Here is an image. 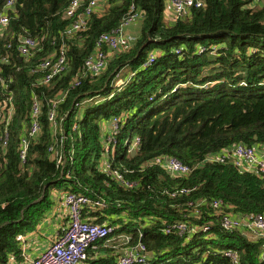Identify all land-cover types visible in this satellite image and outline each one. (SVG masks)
<instances>
[{"label":"trees","instance_id":"1","mask_svg":"<svg viewBox=\"0 0 264 264\" xmlns=\"http://www.w3.org/2000/svg\"><path fill=\"white\" fill-rule=\"evenodd\" d=\"M7 1L0 0V16L10 20V32L0 33V264L24 258L18 235L25 239L36 230L56 201L64 223L51 242L63 233L66 192L104 200L105 209L84 207L83 219L126 232L122 248L144 244L148 264H264V236L222 226L226 215L264 214V174L232 161H207L240 143L264 146V0H205L176 22L169 0H108L72 35L66 30L73 19L64 15L72 0H14L10 8ZM132 7L141 22L135 41L108 51L99 73L84 70L100 37L117 29ZM23 37L37 42L28 56L19 50ZM63 49L65 71L43 82L48 71L41 62ZM152 53L154 61L145 66ZM125 68L130 73L118 84ZM64 95L55 128L52 101ZM34 97L42 106L40 129L33 136L26 131L23 161ZM114 118L120 131L115 152L106 157ZM136 137L140 144L133 147ZM61 154L68 159L64 173ZM158 157H176L192 171L171 174L155 163ZM178 222L189 231L164 232ZM107 243L89 248L85 262L102 250L106 256L90 264H119L125 251Z\"/></svg>","mask_w":264,"mask_h":264},{"label":"built area","instance_id":"2","mask_svg":"<svg viewBox=\"0 0 264 264\" xmlns=\"http://www.w3.org/2000/svg\"><path fill=\"white\" fill-rule=\"evenodd\" d=\"M108 0H72L70 5L65 10V16L72 18V23L66 30L67 35H72L78 31L86 29L88 26L89 18L94 10H100L101 4H106ZM205 0H169V5L172 10L171 21L176 22L179 18L184 17L190 12L192 8L203 7ZM7 7H14V0L7 1ZM83 9V10H82ZM140 17L139 13H136L132 7L131 15L115 30L104 33L98 41V49L96 52L85 62L84 70L94 75L99 73L105 67L108 59V51L118 50L119 46H126L127 38H124V32L128 25L138 20ZM10 20L8 15L0 16V33L10 32ZM15 38L12 37V41ZM19 50L21 55L28 56L32 50L37 47V42L31 37H23L19 39ZM8 48L12 47V44L7 45ZM103 48H107V51ZM180 49L176 50L180 53ZM205 51V48L201 49L199 53ZM46 59L41 62L40 67L47 70L43 82L49 83L58 74L65 71L67 66L66 52L63 49L61 53L56 57ZM155 55L152 53L148 60L144 63L145 66L150 65L154 61ZM122 82V81H121ZM120 82V83H121ZM118 83V84H120ZM65 95L62 99H55L52 101L53 110L49 113V120L53 123L54 127H57L56 123V108L59 103L64 100ZM11 111L9 116L6 118L10 122L11 114L13 111V104L8 103ZM7 104L4 105V108ZM41 102L37 97H34L31 108V127H27L24 130V137L21 146V157L23 161H26V154L28 150V143L26 138V131H29L31 136L36 135L40 129V123L38 120ZM5 119V118H4ZM119 119L114 118L112 120L110 131L111 135L108 137L105 152L106 157L109 153L115 152L117 140L114 138L120 131ZM77 124L74 125L76 129ZM9 139L8 130L3 138V145H7ZM63 140V134L61 139L57 136L56 143ZM140 140L137 138L133 142V147H138ZM50 151L55 152V145L50 147ZM210 162L225 163L226 161H232L241 169L246 171H255L264 174V157H262L257 149L245 144H237L232 148L222 151L215 155H210L207 158ZM156 164L163 166L171 174H188L192 171V168L186 164H183L176 157L161 158L158 157L155 160ZM58 164L61 167L62 173L67 170L68 159L64 154H61L58 158ZM106 165V167H108ZM117 177L122 184L128 188L136 186V182H127L122 179L121 175H114ZM64 209L69 214L68 225L64 228L63 233L57 236L49 246H47L40 254L36 257H29L25 264H80L84 263L88 258L89 248H96L99 241L108 240L110 236L115 234L117 227L110 224H98L94 221L83 219L82 211L84 207L93 208L94 210H102L107 207V203L104 200H94L87 195H78L72 192L64 193ZM218 202L214 203L217 207ZM222 226L228 231L234 229H247L252 235L264 236V214L257 215H244L240 218H236L232 215H226L222 218ZM187 224L184 222H178L173 225H167L164 229L166 234L171 233L173 230L179 234L188 232ZM209 226L205 225L202 227L204 232L209 230ZM18 240L24 241L22 235H18ZM146 247L142 243H138L134 246L126 248L125 253L120 256L119 264H148L146 258ZM227 256H233L231 253H227ZM14 264V257L10 258Z\"/></svg>","mask_w":264,"mask_h":264},{"label":"crops","instance_id":"3","mask_svg":"<svg viewBox=\"0 0 264 264\" xmlns=\"http://www.w3.org/2000/svg\"><path fill=\"white\" fill-rule=\"evenodd\" d=\"M168 7H169L168 11L170 10V13H171L170 5ZM256 149H257V152L262 157H264V146L257 147ZM58 206H57V201H56V204L51 208L50 212L46 215V217L38 225L37 229L25 235L24 241L21 242L24 258L20 261H17V264H23L26 261V259L29 257H36L47 246L50 245L51 239L54 238V235L57 233L59 227L64 223V219L61 213L59 215L57 214V212L58 213L60 212ZM21 235L24 237L23 234ZM122 237L123 236H120L119 238L109 239L107 241L112 242V241L120 240V241L125 242L128 236L126 238H124L125 236L123 238ZM125 249L126 248H121L118 251L123 253ZM105 256H106L105 251H102V250L99 252L97 251V253L95 254L92 253L90 255V258H89L90 260L88 262H84L80 264H90V261H96L99 258L105 257Z\"/></svg>","mask_w":264,"mask_h":264},{"label":"rangeland","instance_id":"4","mask_svg":"<svg viewBox=\"0 0 264 264\" xmlns=\"http://www.w3.org/2000/svg\"><path fill=\"white\" fill-rule=\"evenodd\" d=\"M105 7H106V4H101V6H100L101 11H104ZM140 29H141V22L139 21V19L134 21L132 24L128 25V27H126L125 32H124V38H127L126 45H128V44L131 45L135 41V39L139 35ZM122 47L123 46H119L118 49H121ZM254 49L255 48L253 47L252 50H254ZM129 70H130L129 68H125L120 72L119 77L117 78L118 83H120L121 81L123 82L122 76H124L127 73H130ZM90 103H91L90 101H86L83 103V106L86 107ZM135 139H137V137ZM245 230H247V229H245ZM120 236H123V237L125 236L124 238H126L127 233L124 231H119V232L113 234L109 239L119 238ZM115 240H117V239H115ZM124 243H125L124 241H120V240L112 241V242L108 243L109 244L108 247L116 248L117 250H119L120 248L123 247Z\"/></svg>","mask_w":264,"mask_h":264},{"label":"water","instance_id":"5","mask_svg":"<svg viewBox=\"0 0 264 264\" xmlns=\"http://www.w3.org/2000/svg\"><path fill=\"white\" fill-rule=\"evenodd\" d=\"M48 187V186H47Z\"/></svg>","mask_w":264,"mask_h":264}]
</instances>
